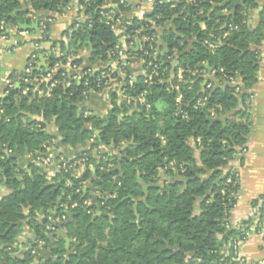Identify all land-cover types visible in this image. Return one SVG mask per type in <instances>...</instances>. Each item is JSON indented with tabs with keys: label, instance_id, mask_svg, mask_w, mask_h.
Here are the masks:
<instances>
[{
	"label": "trees",
	"instance_id": "16d2710c",
	"mask_svg": "<svg viewBox=\"0 0 264 264\" xmlns=\"http://www.w3.org/2000/svg\"><path fill=\"white\" fill-rule=\"evenodd\" d=\"M150 1L152 11L137 20L116 14L131 10L124 0H78L85 22L73 23L49 50H39L46 65L38 70L35 64L29 78L68 60L82 67L76 57L86 51L82 78L59 70L35 85L24 83L22 74L19 87L13 84L0 97V190L8 191L0 196V264H35L46 250L52 259L39 264H246L236 260L233 246L264 226V197L250 203V218L233 226L229 214L241 185L238 170L229 165L247 150L264 4L257 12L261 0ZM69 5L70 0H0L2 33L10 36L30 24L37 12L61 14ZM35 17L46 26L35 42L47 41L51 22ZM117 22L126 45L142 41L141 50L125 52L140 59L142 74L132 86L125 81L129 104L110 92L109 110L100 115L83 103L85 95L102 92L103 70H87L118 59L120 36L111 28ZM118 69L130 75L127 67ZM141 95L143 104L137 101ZM51 121L59 140L54 145L45 132ZM51 145L55 152L72 148L73 158L58 157L81 161V174L73 168L50 175L27 159ZM101 147L116 153L95 156ZM3 148L12 153L3 154ZM238 162L242 166L243 158ZM62 214L66 220L54 225L58 230L46 231L48 216ZM23 226L31 235L24 251L15 248ZM61 229L71 240L68 251Z\"/></svg>",
	"mask_w": 264,
	"mask_h": 264
},
{
	"label": "crops",
	"instance_id": "0c3cea01",
	"mask_svg": "<svg viewBox=\"0 0 264 264\" xmlns=\"http://www.w3.org/2000/svg\"><path fill=\"white\" fill-rule=\"evenodd\" d=\"M124 2L130 6L131 10L128 13L116 11V14L123 17H135L139 12L146 15L149 14L153 8L150 0H124ZM263 4V0L259 1L260 7L257 12L262 9ZM35 16L51 19L50 29L46 35L47 41L40 43V48L45 51L49 50L51 42L60 41L62 39V33L67 31L73 23H84L86 20L78 0H70L69 7L61 14L41 11L37 12ZM256 22V17H253L251 25L255 26ZM122 32L123 30L117 27V36H120V45L128 48L129 45H126V39L122 36ZM41 38L42 32L40 30L38 32L27 30L20 33L11 31L8 40H2L0 38V97L4 95L10 84H14L15 86V81L18 82L26 66L28 54L32 48V42L39 41ZM258 51L259 66L257 71V83L249 90L251 96L249 103L251 129L247 142V150L244 155L238 156L236 160L229 165L238 170L241 185L236 206L229 214V221L233 226H238L243 221L250 218L253 215L250 203L260 196L264 197V40ZM76 58L84 61L82 67L87 66V54L81 56L78 53ZM136 61V58H129L127 60L130 74L134 77L142 74L141 67L139 70L133 68L134 66L132 64L136 63ZM39 65L44 67V60L40 61ZM62 69L66 73L72 75L79 74L81 67L75 68L71 66L70 60H68ZM208 70L210 71L209 68ZM206 78L207 80L211 79L210 75L206 76ZM204 83L206 84V82ZM86 106L89 110L100 115L105 114L109 110V102L104 93L93 95L89 102L86 103ZM36 120L42 122L41 118H36ZM45 132L48 136L55 138L56 143L59 142L57 139V131L52 121L45 124ZM102 151H110L113 153L112 148H103ZM56 153L69 159L74 157V150L70 147L59 146ZM240 158H243L242 166H239L238 161ZM48 170L51 174L56 173L54 167H50ZM78 171L79 169H76L77 174ZM4 192H6L5 194L8 193L6 189L1 188L0 194ZM30 236L28 228L23 226L15 244L18 245L22 251L26 250ZM238 255L248 263L264 264V234H250L246 240L240 244Z\"/></svg>",
	"mask_w": 264,
	"mask_h": 264
},
{
	"label": "built area",
	"instance_id": "2783aa9c",
	"mask_svg": "<svg viewBox=\"0 0 264 264\" xmlns=\"http://www.w3.org/2000/svg\"><path fill=\"white\" fill-rule=\"evenodd\" d=\"M109 6H113L111 5V3L107 4V7ZM83 9V8H82ZM107 16V20H110L111 22V16L112 14L111 13H107L106 14ZM134 18H136L137 20H143L144 19V14L142 12H139ZM113 21V20H112ZM32 22H37L38 23V28L41 32H43V30L45 29V22H40L36 19V17H32ZM46 22H51V19H47ZM107 24H109V22H107ZM130 23L129 22H126V25H129ZM117 27H120L122 30L123 28L119 25V22H117L116 24H112L111 25V28L112 30H114V32L117 34ZM3 28H4V24L3 23H0V32L2 33L3 32ZM16 33H20L22 31H20L19 29L18 30H14ZM0 38L2 40H8L9 36H5L3 33L0 34ZM147 41V38H143V42ZM141 43L142 41H136L135 44H137V48L135 51L137 50H141ZM134 50L135 47L133 48L132 47V44H130L128 46V48L126 47H122V49L118 52V59L114 62H111V63H106V64H101V65H98V66H90L88 67V70L87 72L90 73V74H93V73H96L98 72L99 70H103L101 72V76L103 78V80H105L103 83H101L102 85V92L101 93H104L107 97V100H108V96H109V93L110 92H113L116 94L117 96V102L120 103V102H126V103H130L131 102V99L125 95V91L123 90V87L126 86V80H127V83L129 86H132V83H133V77L131 74L129 76L126 75L125 72H123L122 70L118 69L119 66L121 67H127L128 68V63H127V60L129 59L125 52L129 51V50ZM41 50L40 48V43H37V42H32V48H31V51L29 52L28 54V58H27V62H26V66L24 68V71H23V75L25 76L24 78V83L28 84V83H33L35 85L39 84L40 82H49L51 79H52V76L54 74V72L56 71H59V70H63V66L64 65H61V64H56L54 69L52 71H47V73L41 77V78H34V79H30L29 78V75L31 73V71L33 70V68H35V64H37V69L39 68V63L36 61V58L38 57L39 58V62H40V59L44 60L45 62V59L44 57H42L41 54L38 53V51ZM45 65H46V62H45ZM80 68V67H79ZM105 68H110L108 72H105ZM81 70H82V67L80 69V73L79 74H68L69 76H72L73 79H81L82 78V74H81ZM116 71L117 72V77L116 78H112L111 74ZM150 80V77L148 78ZM178 79L181 80V76L178 75ZM101 79H99L97 82H100ZM230 82L232 85H235L236 82L232 79H230ZM51 86H53V84H51ZM9 88L13 87V85H9L8 86ZM97 87H100V84L97 83ZM238 91V88L236 89ZM27 92V89L23 92V94H25ZM100 93V94H101ZM91 95L88 96L85 95L86 99H85V102L83 103V106L87 108L86 106V103L89 102L90 98L93 96V95H97V94H94V93H90ZM138 103L139 104H143L144 102V99H143V96L141 95L139 98H138ZM109 102V101H108ZM176 103L179 105L180 104V97H178L176 99ZM201 105V103L199 104ZM179 114L181 115L182 118H185L186 117V114L183 113V112H179ZM211 117H214V112L211 113ZM55 144V139L52 140V145ZM49 146V147H46L45 148V152L44 153H41V152H35L33 154H29L27 157L28 160L32 161V162H35L36 165L40 166L41 168L45 169L50 175H52L48 169H50V167H54L57 170H65V171H68L69 169H73L74 168V171L76 172V166H80L79 164L82 163L81 161L80 162H70V161H65L63 160L62 157H58V155L54 156L53 154V150H52V147L53 146ZM105 148V147H101L99 149V151H94L93 154L95 156H99L101 155V153L103 154H107L109 156H111L112 154L115 153V151L113 150V153H111L110 151H102V149ZM3 154L5 155H9L11 154V150L10 149H7V148H3ZM246 153V150H242L241 153L238 154V156H242ZM237 156V157H238ZM83 161V160H82ZM235 169V168H234ZM237 170V169H235ZM77 174V173H76ZM78 175V174H77ZM75 206V205H74ZM66 220V215H59L57 217H53L51 215L48 216V224L46 226V231L48 232H56L58 229H56L54 227L55 224H58V226L62 225V223ZM59 232V231H58ZM257 234H260V235H263L264 234V226L261 228V230L257 233ZM242 242H236L234 243V250H235V254H236V257H237V261L239 263H246V264H255V263H248L246 262L244 259H242L239 255H238V251H239V247H240V244ZM43 242L42 241H37V248L38 249H42L43 248ZM15 248H17L18 250H21L19 248L18 245L15 244Z\"/></svg>",
	"mask_w": 264,
	"mask_h": 264
},
{
	"label": "water",
	"instance_id": "95a60500",
	"mask_svg": "<svg viewBox=\"0 0 264 264\" xmlns=\"http://www.w3.org/2000/svg\"><path fill=\"white\" fill-rule=\"evenodd\" d=\"M20 31H27V30H33V31H36L38 32L39 31V28H38V23L37 22H31L30 24H22L19 26L18 28ZM137 48V44L135 45V49L134 51L136 50ZM40 61H42V59H40ZM42 68V65L40 66L39 65V68L38 70H40ZM16 84H15V87L18 88L19 87V84L17 81H15ZM205 86V83L203 84V88ZM203 91V89H202ZM217 120L214 119L212 120V122H216ZM84 191H86V188H84ZM64 226V225H63ZM61 226V227H63ZM60 236L64 238V242H65V250L68 251L69 250V245L71 243V240H69L67 237H66V234L64 232L63 229L60 230ZM50 241H52V236L49 237ZM4 248V246H0V250H2ZM52 259L51 257V254H50V251L49 250H46L40 254H38L35 258H34V263L35 264H39L41 260H50Z\"/></svg>",
	"mask_w": 264,
	"mask_h": 264
},
{
	"label": "rangeland",
	"instance_id": "374dc122",
	"mask_svg": "<svg viewBox=\"0 0 264 264\" xmlns=\"http://www.w3.org/2000/svg\"><path fill=\"white\" fill-rule=\"evenodd\" d=\"M252 21H253V18H251L250 19V24H252ZM79 54L81 55V56H84L85 54H87V52L86 51H81V52H79ZM136 63H133L132 65L134 66L133 68H135L136 70H139L140 69V67H142V65H141V61H140V59H137L136 58ZM129 69V68H128ZM130 72V71H129ZM55 147V146H54ZM56 148V147H55ZM57 149V148H56ZM58 150V149H57ZM53 154H54V156L55 155H58L55 151H53ZM101 154H103V153H101ZM80 166H78V168L77 169H79V171H78V174H81V172H82V170H83V168H84V166H83V164L82 163H80L79 164ZM6 192H4V193H1L0 194V196H2V195H4ZM29 231V230H28Z\"/></svg>",
	"mask_w": 264,
	"mask_h": 264
}]
</instances>
